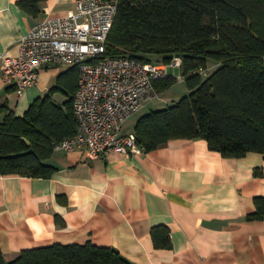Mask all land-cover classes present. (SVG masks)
Returning a JSON list of instances; mask_svg holds the SVG:
<instances>
[{
	"label": "crops",
	"instance_id": "obj_1",
	"mask_svg": "<svg viewBox=\"0 0 264 264\" xmlns=\"http://www.w3.org/2000/svg\"><path fill=\"white\" fill-rule=\"evenodd\" d=\"M20 1L0 0V55H18L33 27L76 11V0H46L33 15ZM70 66L44 65L38 83L18 95L0 65V101L24 115ZM55 100L63 105L67 97L56 93ZM147 109L156 108L149 103L140 112ZM46 162L56 168L51 177L0 175L7 262L25 249L92 242L117 248L134 264H264V219L248 218L264 198L262 153L227 157L198 137L139 156L57 149ZM157 226L170 228L171 246H156Z\"/></svg>",
	"mask_w": 264,
	"mask_h": 264
},
{
	"label": "trees",
	"instance_id": "obj_2",
	"mask_svg": "<svg viewBox=\"0 0 264 264\" xmlns=\"http://www.w3.org/2000/svg\"><path fill=\"white\" fill-rule=\"evenodd\" d=\"M46 0H21L30 14ZM129 56L143 62L170 64L182 58L190 92L175 106L152 110L135 126L138 144L150 151L172 139L206 138L227 157L249 151L264 154V0H118V10L101 58ZM78 65L59 74L47 94L24 115L0 101V175L51 177L46 161L55 144L77 132L74 95ZM176 82L156 80L163 93ZM10 87V86H9ZM67 97L63 105L55 94ZM248 218L264 219V198ZM156 246H171V230L152 231ZM0 264H134L115 247L54 244L23 250Z\"/></svg>",
	"mask_w": 264,
	"mask_h": 264
},
{
	"label": "built area",
	"instance_id": "obj_3",
	"mask_svg": "<svg viewBox=\"0 0 264 264\" xmlns=\"http://www.w3.org/2000/svg\"><path fill=\"white\" fill-rule=\"evenodd\" d=\"M118 10V0H76L70 15L47 18L20 41L16 56L0 55L2 78L18 95L38 83L44 65H78L74 95L77 132L55 149H82L89 158L115 151L139 156L145 151L125 123L161 95L156 80L168 76L170 64L148 63L129 56L101 58Z\"/></svg>",
	"mask_w": 264,
	"mask_h": 264
},
{
	"label": "rangeland",
	"instance_id": "obj_4",
	"mask_svg": "<svg viewBox=\"0 0 264 264\" xmlns=\"http://www.w3.org/2000/svg\"><path fill=\"white\" fill-rule=\"evenodd\" d=\"M168 76L176 79V82H174L171 85V87L166 89L163 93L160 92L161 95L158 99L150 102L153 108H156V109L165 108L170 103L179 101L183 96L187 95L190 92L187 82L183 78V68L181 66H173V65L170 66L169 65L168 66ZM53 79L55 80V77H53ZM163 102L164 104H162ZM159 103L162 105H160ZM145 111L137 113L135 116L130 118L128 122L125 123L124 131L126 133L135 130L136 122H138V120L141 118V116L143 115Z\"/></svg>",
	"mask_w": 264,
	"mask_h": 264
},
{
	"label": "water",
	"instance_id": "obj_5",
	"mask_svg": "<svg viewBox=\"0 0 264 264\" xmlns=\"http://www.w3.org/2000/svg\"><path fill=\"white\" fill-rule=\"evenodd\" d=\"M53 67L55 66V65H52ZM177 103L176 102H174V103H170L168 106L169 107H172V106H175ZM152 113V110L151 109H147L144 113H143V115L141 116V118L142 117H144V116H147V115H149V114H151Z\"/></svg>",
	"mask_w": 264,
	"mask_h": 264
}]
</instances>
